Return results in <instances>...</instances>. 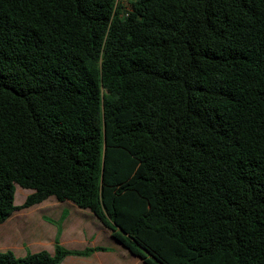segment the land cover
Wrapping results in <instances>:
<instances>
[{"label": "trees", "instance_id": "16d2710c", "mask_svg": "<svg viewBox=\"0 0 264 264\" xmlns=\"http://www.w3.org/2000/svg\"><path fill=\"white\" fill-rule=\"evenodd\" d=\"M48 197L143 264H264V0H0V224Z\"/></svg>", "mask_w": 264, "mask_h": 264}, {"label": "rangeland", "instance_id": "374dc122", "mask_svg": "<svg viewBox=\"0 0 264 264\" xmlns=\"http://www.w3.org/2000/svg\"><path fill=\"white\" fill-rule=\"evenodd\" d=\"M123 5L125 11L130 10V5L126 1L123 2ZM30 193H32L31 190L23 189L15 185L14 205L20 206ZM39 209L40 207H35L34 205L26 209L18 210L4 223L0 224V252L11 251L15 257H23L26 253L39 251L52 252L56 242L60 243V246L67 250L83 248L90 241H93V243L100 247L108 248L109 243L113 242L111 236L106 237L104 234L99 237L95 234L93 238H90L88 231H85V236H83V240L80 242L78 240L79 237L73 235V226L69 224L61 228V231L64 230V233L60 237L58 228L61 224L60 221L63 219L60 218L59 221L54 222L59 218V212L57 214H51L49 212H40ZM92 218H94L93 222L96 226L98 225L104 229L95 217ZM80 220L84 224L89 221L84 218H80ZM38 222L45 226V228H42V234L40 233L41 228L38 226ZM90 224L91 222H88L85 225L91 228L95 227Z\"/></svg>", "mask_w": 264, "mask_h": 264}, {"label": "crops", "instance_id": "0c3cea01", "mask_svg": "<svg viewBox=\"0 0 264 264\" xmlns=\"http://www.w3.org/2000/svg\"><path fill=\"white\" fill-rule=\"evenodd\" d=\"M35 207H40V212H49L51 214H57L58 212V219L54 222L59 221L60 218L63 220L60 221L61 224L59 226L58 233L60 232V237L63 235V231H61V228L66 226V224H69L70 226H73V235L75 237H79V241L82 242L83 236H85V231H88V234H90V238H93L96 234L98 237L100 235H105L106 237L110 236V231L107 229H102L98 225L96 226L93 222L91 213L83 209L77 208L74 204L68 201H57L54 197H48L43 202L35 205ZM80 218L88 219V222H91L92 225H94V228H91L90 226H86ZM36 223V222H35ZM38 226L41 228L40 233L42 234V228H45L43 224H40V222L37 223ZM90 224V225H91ZM98 228V229H97ZM100 229V230H99ZM39 232V231H38ZM57 241V240H55ZM77 241V239H75ZM60 245V243H58ZM99 245H96L93 243V241H90L89 243H86L85 247L80 249H74L71 251H82L86 248H99ZM105 248V247H103ZM36 253V252H35ZM54 250L52 252H48V254L53 255ZM25 256V255H24ZM59 264H143V262L132 256L126 249H124L117 241L113 240V242L109 243V247L105 248L103 251H94L91 254L87 256H76V255H69L63 258Z\"/></svg>", "mask_w": 264, "mask_h": 264}]
</instances>
